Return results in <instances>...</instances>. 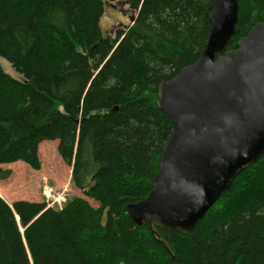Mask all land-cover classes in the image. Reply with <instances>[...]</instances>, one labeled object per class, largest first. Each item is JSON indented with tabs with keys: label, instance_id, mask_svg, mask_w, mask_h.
Wrapping results in <instances>:
<instances>
[{
	"label": "trees",
	"instance_id": "16d2710c",
	"mask_svg": "<svg viewBox=\"0 0 264 264\" xmlns=\"http://www.w3.org/2000/svg\"><path fill=\"white\" fill-rule=\"evenodd\" d=\"M116 1L0 0V58L22 77L0 65V181L19 162L39 171L56 141L83 193L61 210L0 197V264H264V155L187 235L154 227L170 252L127 215L172 131L158 87L200 58L212 0H125L137 17L111 38L100 20ZM238 4L227 50L264 23V0Z\"/></svg>",
	"mask_w": 264,
	"mask_h": 264
},
{
	"label": "water",
	"instance_id": "95a60500",
	"mask_svg": "<svg viewBox=\"0 0 264 264\" xmlns=\"http://www.w3.org/2000/svg\"><path fill=\"white\" fill-rule=\"evenodd\" d=\"M238 17V0H212L200 58L158 87L157 106L172 131L151 192L126 212L168 251L154 227L187 235L264 155V23L227 50Z\"/></svg>",
	"mask_w": 264,
	"mask_h": 264
},
{
	"label": "rangeland",
	"instance_id": "374dc122",
	"mask_svg": "<svg viewBox=\"0 0 264 264\" xmlns=\"http://www.w3.org/2000/svg\"><path fill=\"white\" fill-rule=\"evenodd\" d=\"M136 17L137 13L130 10L125 0H118L106 5L100 27L105 36L114 38L117 30L127 31L132 27ZM0 65L6 74L22 80L20 74L3 58H0ZM55 147L56 141H45L40 146L41 169L37 172L20 162L2 167L11 169L12 176L0 181V197L10 206L23 200L45 202L56 210H61L71 199L81 197L83 193L71 183V166L61 161Z\"/></svg>",
	"mask_w": 264,
	"mask_h": 264
},
{
	"label": "bare ground",
	"instance_id": "6f19581e",
	"mask_svg": "<svg viewBox=\"0 0 264 264\" xmlns=\"http://www.w3.org/2000/svg\"><path fill=\"white\" fill-rule=\"evenodd\" d=\"M120 1V0H119ZM118 9V8H117ZM116 10V9H115ZM119 11V10H118ZM129 13V12H128ZM125 16V15H124ZM132 17V16H131Z\"/></svg>",
	"mask_w": 264,
	"mask_h": 264
}]
</instances>
